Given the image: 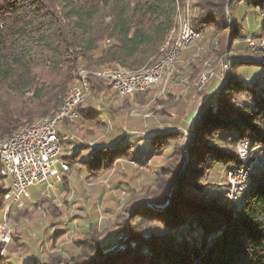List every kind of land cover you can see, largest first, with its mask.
Instances as JSON below:
<instances>
[{
    "label": "trees",
    "instance_id": "16d2710c",
    "mask_svg": "<svg viewBox=\"0 0 264 264\" xmlns=\"http://www.w3.org/2000/svg\"><path fill=\"white\" fill-rule=\"evenodd\" d=\"M229 1L197 0L196 31L201 33L211 26L220 38L227 37ZM241 1L264 10V0H232L231 44L245 36L235 14L236 3ZM186 2L0 0V137L7 138L24 125L54 116L79 69L91 72L90 90L104 95L111 83L92 71L112 67L135 70L159 58ZM241 65L263 67L264 61L229 57L228 79L199 118L184 171V149L179 144L162 169L159 189L148 196L152 204L165 208L153 209L141 203L134 210V218L159 221L172 232L145 233L142 224L130 222L129 235L122 242L127 229L121 222L117 231L122 248L106 257L116 244L92 229V235L79 241L80 254L53 256L47 262L34 260L33 264H264V170L254 179L247 200L237 205L206 194L202 184L212 166L240 162L236 150L221 146L223 138L233 146L245 140L264 144V83L242 79L236 72ZM241 93L249 95L251 103L238 104ZM185 135L178 129L158 131L151 138L152 150H162ZM59 136L62 142L60 132ZM131 154L129 144L101 145L86 162L97 172ZM180 172L167 204V190ZM6 191V187L0 188V212L5 209ZM3 261L0 247V264H8Z\"/></svg>",
    "mask_w": 264,
    "mask_h": 264
},
{
    "label": "rangeland",
    "instance_id": "374dc122",
    "mask_svg": "<svg viewBox=\"0 0 264 264\" xmlns=\"http://www.w3.org/2000/svg\"><path fill=\"white\" fill-rule=\"evenodd\" d=\"M196 1L187 0L186 6L181 10L182 18L188 17L191 25L199 12L195 5ZM230 3L228 2L227 5L230 23L227 37L220 38L214 27L203 28L198 37L180 51L170 67L171 73H167L165 79L145 94L120 96L113 84L104 95L95 94L90 90L81 104V107L84 104L90 108L85 113L86 116H83V120L80 117L75 122L59 125V128L63 127L62 130L65 128L61 139L63 155L70 165L69 170L64 172L67 181L63 178V173L62 179L52 181L54 185L51 187L46 184L32 186L29 190L32 199L23 208L12 207L6 214L5 205V209L0 212V224L7 225L8 231L10 230V240L5 243L0 242V247L6 263L24 264L23 261L31 257L47 262L53 256L78 255L81 252L79 241L92 235V229L98 234L103 233L105 241L118 245L120 235L117 225L121 222L126 223L127 232L130 222L142 224L145 233L148 230L156 234L172 232L159 221L134 218L135 208L141 203L153 209L165 208L155 207L142 201L149 200L148 196L159 189L162 169L173 158L176 146L180 144L182 150L186 145L189 146L194 136L191 137L192 134L188 129L190 127L192 129L194 125L199 111L196 109L225 81L226 72L229 75V57L239 59L249 56L259 59L264 56L262 49L259 50L248 40L251 38L257 43H262L264 10L260 6L247 5L246 1L236 3L235 14L245 36L234 40L231 44L234 24L229 10ZM107 69L110 68H102V70ZM236 72L247 82L260 80L264 83V66L241 65ZM206 77H209L207 82ZM76 80L77 76L73 84ZM202 81L206 84L199 88L197 83ZM159 88L160 91L165 92L169 89L175 90L176 95L172 100L162 95L160 97ZM189 94L192 97L185 99ZM237 102L240 105L251 103V99L249 95L241 93L237 95ZM194 106L192 116H189L193 124H189L187 114L191 115ZM171 117L179 119L178 124L182 125V128L177 129L186 135L168 143L162 150L154 151L152 158L141 156L142 161L138 163L133 160L131 154L130 157L119 158L110 168L94 172L88 165L87 171L84 173L79 171L84 165L81 164L77 152L74 153L76 145L85 147L100 145L116 136L128 134L145 139L149 130L158 128L163 119ZM220 143L224 149L236 150L240 162L233 164L234 168H230L231 165L212 166L209 176L202 181L203 186L206 187L204 191L229 204H233L232 201L238 202L241 197H245L244 201H246L245 190L251 187L254 179L264 170L259 168L260 162L264 163V144L245 140L233 146L226 138ZM242 150L245 156L240 155L239 152ZM184 155L182 171L188 164V149L187 153L184 150ZM5 183L8 184V181ZM2 188H5V185ZM168 191L169 189L167 195ZM173 233L179 235L178 230H174ZM195 235L199 236V233L196 232Z\"/></svg>",
    "mask_w": 264,
    "mask_h": 264
},
{
    "label": "bare ground",
    "instance_id": "6f19581e",
    "mask_svg": "<svg viewBox=\"0 0 264 264\" xmlns=\"http://www.w3.org/2000/svg\"><path fill=\"white\" fill-rule=\"evenodd\" d=\"M181 14L182 13H180V16H179L178 25L171 31L170 36H169L168 40L166 41V44L162 48V50L164 52L166 50V53L165 54L163 53L159 58H157L156 60H154L150 64H147L144 67H142L140 69H135V70H125V69H122L119 67H112V68L107 69V70H101L100 72L96 71V72H92V73L95 75L104 77L106 80L109 81V83L113 84L114 87L118 90L120 96H134L137 94L144 93V92L148 91L149 89L153 88L158 82L165 79V75L170 72V70H171L170 67L172 66L174 60L179 55L180 51L182 49H184V47H187L189 44H191L199 35V32H197L193 28L194 27L193 23L191 25V22H189V20L187 19L188 17L183 19ZM183 14H185V13H183ZM188 32H194L196 35L194 38H190V40L187 41L186 36H187ZM260 49H262L261 52L264 53V49L259 48V50ZM258 60L264 61V56H262ZM156 68H157V77L153 78V80L150 83L145 84L144 88H142L140 91H136V90H132V89H121L120 78H127V80H131L132 82H140V80H144L145 77L152 76L154 73V70ZM89 73H91V72H88L84 69H79L76 82L68 90V92H67L66 96L64 97L58 111L56 112V114L54 116H46V117H43L34 123L24 125L21 128H19L17 131H15L11 136L0 140V174L3 177L7 178L9 180V183H10V176L7 173V169H6L5 150H7V147L11 144V141L13 139L19 138L22 134H24V131H27V129H31L34 127L46 126L47 124H50V123H51V134H52V136H57V144H58L57 157H59L60 161L64 163L65 171L69 170L70 165L68 164L66 158L63 156L62 142H61L60 136H59V132H60L59 125L64 124L65 122H75L76 120H78L80 118V116L74 114V112H65L64 113V111H65V106H67L69 104L71 97H74V103L79 104V114H81L80 113L81 104L84 102L86 96L90 92V83H89V79H88ZM118 76H120V77H118ZM197 85L199 88H201L202 86H199V85H203V81L200 83H197ZM78 89H80L79 93L76 94V90H78ZM61 114H62V116L60 119ZM31 141H38V134H31ZM239 153L241 156H243V150ZM234 167L235 166H230V168H234ZM259 168L264 169V165H262ZM61 179H62V174H60V180ZM6 188H7V191L5 193V201L8 202L9 201V194H10V187L7 186ZM249 188H247L245 190V195H247ZM245 199H246L245 197H241L238 202L232 201V203L237 204V203L244 201ZM9 239H10V237H9ZM8 241L9 240H7L5 242H8Z\"/></svg>",
    "mask_w": 264,
    "mask_h": 264
},
{
    "label": "built area",
    "instance_id": "2783aa9c",
    "mask_svg": "<svg viewBox=\"0 0 264 264\" xmlns=\"http://www.w3.org/2000/svg\"><path fill=\"white\" fill-rule=\"evenodd\" d=\"M195 35L194 32H188L187 41L194 38ZM248 40L257 48H264V39L262 43H257L251 38ZM155 77H157V68L152 76L145 77L140 82L120 78L121 89L140 91L145 84L150 83ZM208 78L206 77V82ZM79 90H76V94L79 93ZM65 112H74L81 117L79 104L74 103V97H71L69 104L65 106ZM61 116L62 114L60 119ZM31 134H38V141H31ZM57 150V136L51 134V123L46 126L27 129L19 138L11 141L5 150L6 169L10 176V183L7 184L10 187V194L6 204V214L12 207L23 208L31 201L32 197L29 190L32 186L46 184V186L51 187L54 185L52 181H60V174L64 173L65 165L57 157ZM262 165H264L263 162L260 163V166ZM7 240H10L8 227L6 224H0V242L5 243Z\"/></svg>",
    "mask_w": 264,
    "mask_h": 264
},
{
    "label": "crops",
    "instance_id": "0c3cea01",
    "mask_svg": "<svg viewBox=\"0 0 264 264\" xmlns=\"http://www.w3.org/2000/svg\"><path fill=\"white\" fill-rule=\"evenodd\" d=\"M168 97L169 99H173L174 96L176 95V91L175 90H166V92L164 90H161L160 91V88H159V96L162 97ZM195 96V95H194ZM192 96H185V99L186 98H190ZM201 106V104H200ZM89 107H86L84 104L82 105L81 107V110H82V113H81V118L83 120V116L85 117V113H87L89 111ZM195 109V106L193 109H191V115L188 113L187 114V118H188V122L189 124H193V122H190V118L189 116H192V112L193 110ZM200 109V107H198V109H196V111H198ZM171 110V109H170ZM172 118V117H171ZM167 118V119H163L162 123L159 125L158 128H152L151 130H149V132L147 133V137L144 139V138H141L137 135H131V134H128V135H119V136H116L114 137L113 139L109 140L108 142H103L101 143L100 145H91V146H82V145H76L74 148V153H76L78 151V149L80 148H83L81 149V151L79 153H77V156L78 158L81 160V164L84 165V166H81L80 167V172L81 173H84L85 171H87V167L88 164H87V160L89 159V157L91 156L93 150L98 147V146H101V145H114V144H129L130 147H131V153L133 154V160L140 163V161H142L141 159V156L142 157H148V158H152L154 156V152L152 150V135L156 132H165V131H168V130H171V129H177V128H182V125L178 124V121L179 119H176V118ZM63 126V125H62ZM63 127L60 128V133L62 134L63 136V131L65 130V128L62 130ZM73 148V149H74ZM63 149V147H62ZM64 156V155H63ZM66 157V156H65ZM67 159V158H66ZM89 167V166H88ZM2 177V176H1ZM0 187L2 188V186L5 185V187H7L8 185L5 183L8 181L9 183V180L5 177H2L0 179ZM34 260L35 258H29V259H26L23 261L24 264H28V263H34Z\"/></svg>",
    "mask_w": 264,
    "mask_h": 264
},
{
    "label": "water",
    "instance_id": "95a60500",
    "mask_svg": "<svg viewBox=\"0 0 264 264\" xmlns=\"http://www.w3.org/2000/svg\"><path fill=\"white\" fill-rule=\"evenodd\" d=\"M232 0H230L229 1V3L231 2ZM227 78H228V72H226V77H225V81L209 96V97H207L205 100H204V102L201 104V106H200V109H199V111H198V114H197V117H196V119H195V122H194V125H193V127H192V130H191V137H193L194 136V134H195V131H196V127H197V124H198V121H199V118L201 117V115H202V113H203V111H204V109H205V107H206V105L208 104V102L221 90V88L225 85V83H226V81H227ZM187 149H188V145H186L185 146V148H184V150H185V153H187ZM186 159H187V157H186ZM181 173L182 172H180L179 173V175L175 178V180L173 181V183L171 184V186H170V188H169V191H168V195H169V200H168V202H167V204H169L170 203V201H171V198H170V193L172 192V190L174 189V187L176 186V184H177V182H178V180H179V178H180V176H181ZM142 202H145V203H147V204H149V205H153V206H155V207H157L156 205H154V204H152L149 200H143ZM139 202H137L136 204H138ZM159 208H163V206H161V207H159ZM128 234H129V232H127V235L124 237V239L122 240V242L127 238V236H128ZM122 242H120V243H122ZM122 244H118V245H116V246H114L109 252H107L106 253V255H105V257L111 252V251H113V250H115L117 247H119V246H121Z\"/></svg>",
    "mask_w": 264,
    "mask_h": 264
}]
</instances>
